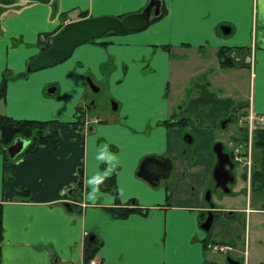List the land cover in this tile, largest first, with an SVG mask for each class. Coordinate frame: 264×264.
Wrapping results in <instances>:
<instances>
[{"label": "crops", "instance_id": "obj_1", "mask_svg": "<svg viewBox=\"0 0 264 264\" xmlns=\"http://www.w3.org/2000/svg\"><path fill=\"white\" fill-rule=\"evenodd\" d=\"M147 2L0 0V82L4 74L7 78L0 115L55 120L60 134L56 143L25 155L11 158L8 146L0 151V264H82L91 233L96 264L206 263L204 249L214 242L199 225L208 207L202 192L179 189L185 186L180 177L188 173L184 167H192L179 129L225 124L244 103L264 113V0H160L159 14L144 29L107 33L77 45L46 69H26L42 51V36L82 19L81 12L84 18H121ZM183 51L207 55L201 70L207 76L192 79L186 104L174 106L166 94L170 52ZM220 51L234 64L222 65ZM242 68L249 70L246 101L237 97ZM86 76L108 78L117 103L112 112L80 114ZM150 156L171 164L169 175L156 184L138 174ZM109 176L121 203L134 198L147 213L111 217L104 208L114 205L115 195L101 185ZM94 178L100 179L98 185L90 183ZM78 180L80 195L74 197L69 193ZM214 211L210 229L217 220Z\"/></svg>", "mask_w": 264, "mask_h": 264}, {"label": "rangeland", "instance_id": "obj_2", "mask_svg": "<svg viewBox=\"0 0 264 264\" xmlns=\"http://www.w3.org/2000/svg\"><path fill=\"white\" fill-rule=\"evenodd\" d=\"M71 15L74 17L76 12H73ZM183 53L184 51L178 55L176 53L171 55L170 52L172 65L168 73L166 94L170 101L173 102L174 100V106L180 103L186 104L188 97L193 92H190L193 90L192 79L207 76V72L201 71L206 68L208 63L205 60L208 58L207 55H199L203 51L196 53L188 51L186 55ZM213 55L216 56L215 54ZM214 61L216 60L214 59ZM48 67H44V69ZM238 73H241L243 79H241V86L237 88V97L242 101L249 100L247 97L249 93V70L247 68L238 70L237 81H239ZM89 77L86 76L84 79L87 95L79 102L81 108L80 114L97 116L112 112L113 104L117 103L112 98L113 93L108 90V78L103 77L101 81L90 78L94 85L99 88L95 92L87 83V78ZM220 94L224 96V94ZM232 97L237 101L235 96ZM245 108L243 107V110ZM232 118L230 117V120L224 125L220 122L219 126L210 127L209 130L206 129L204 131L200 128L197 131L194 129V131H190L189 129L192 128L181 126L179 129L181 141L185 148V155L192 158L189 162V166L192 167L190 169H188V166L184 167V170H188V173L185 179L180 177L179 181L184 183L185 186H179V189L190 190L191 194L202 192L203 199L206 192L208 190L211 191V201L214 202L217 208V220L210 231H205L201 228V225L199 227L205 235L208 234L209 243L221 241L231 244L233 247V250L227 254L204 249L206 263L227 264V258L231 256L242 264H264V192L253 189L241 178L244 169L237 162H233L234 180L227 185L229 192H222L220 189V192L216 191L218 189L212 176V170L217 161L216 154L213 151L214 143L221 141L223 143V151L229 154L233 148V145L229 141L234 142L236 138L240 139L243 136L241 125ZM187 134L192 136L193 140L191 142L185 140L184 137ZM193 134H195V138ZM208 154L211 160L208 159ZM208 180L209 183H207ZM205 205L207 204L205 203ZM229 212L232 213L230 214Z\"/></svg>", "mask_w": 264, "mask_h": 264}, {"label": "water", "instance_id": "obj_3", "mask_svg": "<svg viewBox=\"0 0 264 264\" xmlns=\"http://www.w3.org/2000/svg\"><path fill=\"white\" fill-rule=\"evenodd\" d=\"M160 12V0H149L145 7L136 13L127 14L121 18L112 16H99L82 18L71 21L62 26V28L53 35L50 40V46L39 52L28 64L26 69L34 71L39 68L47 67L53 64L55 59H64L70 55L74 47L86 42L94 40L108 32L125 34L136 32L144 29L151 21L152 17H156ZM87 83L93 91H98L90 78H87ZM48 93L54 92V87H49ZM113 109L116 106L113 104ZM224 124L223 122L221 123ZM185 140L191 142L190 135H185ZM26 140L21 137H16L13 142L8 145V155L13 158L20 154L26 146ZM213 151L216 154L217 162L213 167L212 176L215 183L220 186L224 192H229L227 184L233 182L234 177L230 174L229 169H232L233 164L229 161V154L223 151V143L217 141L213 145ZM228 165V168H226ZM171 169L169 160L161 157L150 156L146 157L139 166L138 174L152 184H156L160 178H166ZM243 177H245L243 175ZM206 200H209V191L206 192ZM213 206V205H211ZM213 213L208 211L205 221L200 224L201 228L208 231L213 221ZM87 245L84 247V252L89 249L91 244L96 243V236L91 233L86 239ZM229 261V258H227ZM210 264V263H204Z\"/></svg>", "mask_w": 264, "mask_h": 264}, {"label": "trees", "instance_id": "obj_4", "mask_svg": "<svg viewBox=\"0 0 264 264\" xmlns=\"http://www.w3.org/2000/svg\"><path fill=\"white\" fill-rule=\"evenodd\" d=\"M66 11L61 13V17L69 13ZM80 17H86L85 12L80 13ZM114 33V32H108ZM42 51L50 46V40L53 34L42 36ZM221 64L227 65L234 62L226 56L224 51L219 52V58H221ZM225 56V57H224ZM220 60V59H219ZM59 61L55 59L53 63ZM7 78L5 74L2 76L0 82V98H3L6 90ZM248 103H244L242 107H246ZM244 111V110H243ZM242 111V112H243ZM184 119H180L178 123ZM59 130L57 128V121L55 120H27V119H15L6 115H0V151H5L6 148L16 137H21L28 140V145L23 149L20 155L34 152L37 148L44 144H54L59 140ZM102 189L111 190L115 195L114 205L104 208L106 212L114 218H125L130 213L137 212L141 214L147 213V208L138 204V202L131 198L126 203H121L116 191L114 176H109L101 180ZM81 182L78 180L77 185L69 193L71 196L80 195ZM250 186L255 190H262L264 192V129H257L253 138V163L251 166V180ZM24 190V189H23ZM28 193L27 190H24ZM264 195V193H263ZM169 197V196H168ZM264 204V196H263ZM1 205H0V239H1ZM87 245V243L85 242ZM95 244H91L89 249L83 253L82 264H89L90 260L95 254Z\"/></svg>", "mask_w": 264, "mask_h": 264}, {"label": "built area", "instance_id": "obj_5", "mask_svg": "<svg viewBox=\"0 0 264 264\" xmlns=\"http://www.w3.org/2000/svg\"><path fill=\"white\" fill-rule=\"evenodd\" d=\"M238 123L243 130V136L240 139L229 141L233 145L231 157L233 162L240 163L245 173V181L249 185L251 179V166L253 163V138L257 129H264V113L255 111L253 105L249 103L246 109L238 116ZM84 207V204H80ZM213 252L225 253L232 250L227 243H213L209 246ZM89 264H95L91 260Z\"/></svg>", "mask_w": 264, "mask_h": 264}, {"label": "flooded vegetation", "instance_id": "obj_6", "mask_svg": "<svg viewBox=\"0 0 264 264\" xmlns=\"http://www.w3.org/2000/svg\"><path fill=\"white\" fill-rule=\"evenodd\" d=\"M242 111H243V107H242V108H237L236 112H233V113H232V117H233V118H232V117H231V118H232L233 120H235V121L238 123L237 118H238V116L242 113ZM228 120H230V118H229ZM229 161L232 162V160H231L230 157H229ZM232 164H233V162H232ZM226 168H228V165H226ZM229 172H230V174L233 175V167H232V169H229ZM243 175L245 176L244 171H243L242 174H241V178L245 180V177H243ZM233 177H234V175H233ZM158 181H159V180H158ZM214 183H215V181H214ZM215 186H216L217 189H218V190H216V191H219V192H220V190H221L222 192H224V190H223L220 186H218L216 183H215ZM219 189H220V190H219ZM208 191H209V200H206V199L204 198L205 203L207 204L208 209L206 210V213L204 214L205 216L203 217L204 219H203V221L201 222V224L205 221V219H206V217H207V213H208L209 210L212 211V213H213V218H215V216H216V211H214V210L217 209V208H216L214 202L211 201V191H210V190H208ZM219 194H222V193H219ZM205 196H206V194H205ZM211 202H212L213 204H212ZM211 205H213V206H211ZM263 205H264V204H263ZM213 220H214V219H213ZM215 243H216V242H215ZM220 243H222V242H220ZM224 243H225V242H224ZM224 243H223V244H224ZM227 244H228V243H227ZM210 245H211V244H210ZM228 245H230V246L232 247L231 244H228ZM232 250H233V247H232ZM232 250H231V251H232ZM231 251H229V252H231ZM229 252H225L224 254H227V253H229ZM228 258H229V261H226L227 264H242L240 261H238V260L232 258L231 256L228 257Z\"/></svg>", "mask_w": 264, "mask_h": 264}, {"label": "clouds", "instance_id": "obj_7", "mask_svg": "<svg viewBox=\"0 0 264 264\" xmlns=\"http://www.w3.org/2000/svg\"><path fill=\"white\" fill-rule=\"evenodd\" d=\"M99 158L103 160V159H105V156L104 155H101ZM107 159L108 160H114L115 158L109 156V157H107ZM90 183H93L94 185H98L100 183V179L99 178H94V180L93 181H90ZM97 190L98 189L94 187V191H97Z\"/></svg>", "mask_w": 264, "mask_h": 264}]
</instances>
